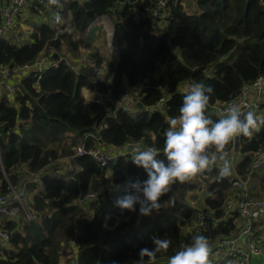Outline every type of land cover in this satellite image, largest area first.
<instances>
[{
	"label": "trees",
	"instance_id": "trees-1",
	"mask_svg": "<svg viewBox=\"0 0 264 264\" xmlns=\"http://www.w3.org/2000/svg\"><path fill=\"white\" fill-rule=\"evenodd\" d=\"M32 10L40 15L38 9ZM166 12L163 19L157 0H62L57 9L58 27L36 25L30 34L31 44L18 46L12 40H0V68L33 63L43 52L53 61L40 74L38 83L35 73L21 80L16 106L7 97L0 99V168L16 185L21 176L15 171L21 165L36 173L48 168L60 170V158H68L71 167L59 180L46 178L45 191L39 190L34 197L39 223L22 226L4 222L12 233L13 250L0 256V264H62L70 255V239L78 246L79 264H136L140 250L153 247L152 237L168 236L172 245L155 261L167 264V257L194 237L182 232L193 216L187 201H195L206 190L205 210L213 211L216 217L223 214L229 183L216 167L177 182L161 198L165 203L158 214L141 217L139 206L132 212L113 204L112 192L125 184L128 191L129 181L145 180L142 168L121 157L107 173L91 157L74 154L77 139L65 147L68 134L76 138L96 134L108 146L135 140L162 149L167 119L178 115L185 95L181 89L186 84L203 82L214 89L208 113L217 119L213 106L236 98L244 86L264 75V0H167ZM107 15L115 23L112 46L120 53L116 65L105 63L89 40H74L69 32H59L68 26L82 34ZM63 48L72 54L88 51L97 68L106 66L104 79L93 85L84 75H77L59 61L57 52ZM84 87L113 102L138 89L137 100L143 110L156 107L164 98L166 102L162 112L133 117L120 110L114 115L117 105L86 103L81 93ZM84 143L87 149L96 144L92 137ZM241 145L242 152L248 154L240 167L243 174L264 145V125L253 138L244 136ZM0 178V192H5L8 183L1 173ZM87 191L98 195L90 220L73 204ZM169 196L172 201H168ZM76 217L85 220L75 223ZM233 222L210 236L230 233Z\"/></svg>",
	"mask_w": 264,
	"mask_h": 264
},
{
	"label": "built area",
	"instance_id": "built-area-1",
	"mask_svg": "<svg viewBox=\"0 0 264 264\" xmlns=\"http://www.w3.org/2000/svg\"><path fill=\"white\" fill-rule=\"evenodd\" d=\"M61 1L3 0L0 4V40L7 39L11 29L15 27L16 23L24 15L23 11L31 6L35 9L43 6L53 11L54 14L51 23L58 27L59 22L56 21V16L58 15L57 9ZM166 2L167 0H157V11L161 13L163 19L167 16ZM36 16L38 19L41 17L40 15ZM59 32H72V30L66 27L63 30H59ZM63 59L66 58L61 57L59 60L64 62ZM40 62L36 60L33 63L19 67L0 68V89L5 91L8 96L14 95L17 92L21 80L29 77L33 73L36 74V83H38L41 73H37V68L39 71H42V67L39 66ZM85 65L95 70V64L92 60L86 59ZM71 69L77 75H81L79 68L77 71L72 67ZM102 77L101 72H97L92 83H96ZM15 79H18L19 82L13 83ZM187 87L188 85L181 92L186 94ZM138 96L139 90L134 89L130 90V92L128 91L121 101L113 102L107 99L106 102L117 105L116 110L113 112L114 115L122 110L130 116L138 117L141 114V111L137 108ZM165 102L166 99L164 98L161 104ZM229 103L239 104L242 111L245 112L250 108L256 110L261 109L264 103V75L257 78L253 83L244 86L236 98L231 99L225 104L213 106L212 111L214 115L219 118V115L223 113ZM160 110H158V107H153L145 110V112L151 114ZM88 137H93V135H84L85 139ZM243 137L241 135L234 138L232 140L233 146L228 151L232 164L231 174L222 178L226 179L229 183L230 195L226 197L222 206L223 214L220 217H216L213 211H206L204 206L194 205L192 209L194 218L187 221L182 227L184 235H209L206 237L210 244L209 260L211 264H254L256 262H254L255 259L263 257L264 236H260V233L264 232V188L260 189L258 187V181L256 179L264 171V145L252 157V163L247 174L244 176L239 175L237 172L239 163L237 151L240 148V141ZM136 145L141 147L152 146L144 141L132 140L122 146L119 153L109 148L105 149L104 147L87 149L83 146H78L74 149V153L79 157H91L101 169H112L119 158H131L132 148ZM16 173H27L31 175L32 180L30 182L36 184L40 183L42 179L41 174H35L25 166H19ZM120 191L125 192L124 185ZM26 195V184L17 188L9 184L8 191L0 193V245L5 243L10 244L12 241V233L6 229L4 222H14L21 225L23 222H30L35 219L34 214L27 206ZM96 199L97 195L95 193L84 192L78 196L76 204L81 208H85L90 203L96 201ZM231 220L234 221V230L228 234L210 236L217 234L219 227L226 228ZM69 261L70 264H78L75 253L72 254Z\"/></svg>",
	"mask_w": 264,
	"mask_h": 264
},
{
	"label": "clouds",
	"instance_id": "clouds-1",
	"mask_svg": "<svg viewBox=\"0 0 264 264\" xmlns=\"http://www.w3.org/2000/svg\"><path fill=\"white\" fill-rule=\"evenodd\" d=\"M59 20L57 15L56 21ZM186 85L178 115L167 119L163 148L139 145L132 148L131 161L146 172L147 178L128 182L129 190L115 201L121 210L136 212L139 206V215L150 217L163 208L165 202L161 198L168 195L177 182L213 167L218 169L221 177L229 176L232 164L227 146L238 136H252L264 125V118L254 108L245 112L237 103H229L219 118L213 119L208 109L214 89L203 82ZM139 110L140 115L148 113L143 108ZM168 201H172L171 196ZM152 244V248L140 250L136 264H155L158 254L168 252L172 240L168 236H154ZM209 254V240L197 234L190 244L168 256L167 264H211Z\"/></svg>",
	"mask_w": 264,
	"mask_h": 264
},
{
	"label": "crops",
	"instance_id": "crops-1",
	"mask_svg": "<svg viewBox=\"0 0 264 264\" xmlns=\"http://www.w3.org/2000/svg\"><path fill=\"white\" fill-rule=\"evenodd\" d=\"M80 1H84V0H80ZM34 7H29V8H27V9H25L23 12V16L21 17V19H20V21H18L17 23H16V25H15V27L14 28H12L11 29V31L9 32V35H8V37H7V39H9V40H12L13 41V43H15L16 45H20V46H22L25 42H26V44H27V40L28 39H30L31 40V37H30V34L33 32V28H35V26L36 25H40V24H42L43 22L44 23H46V22H48V21H50L51 22V20H52V18H53V15H51L50 14V17L48 18V19H46V18H43V17H40L39 19L37 18V16L36 15H34V18L32 19V22L34 23V26L33 27H29L28 26V24L25 22V20H27L28 18H31V17H28V14H26V13H28L29 11H33L32 9H33ZM68 16L69 17H71V15L68 13ZM104 17H107L108 18V20H109V22H111V24H112V32H111V34H110V45H111V47H112V49H113V51H111V56H108V55H105L104 54V52L102 51L103 49H101L102 47H105L106 46V43H107V39H106V37H105V33L107 32V30H108V27H104L103 25H101V24H94L93 26L91 25V28L89 29V33L87 34V37H85V38H80V39H83V40H89L91 43H92V45H93V47H94V49H95V51L98 53V54H100V56L102 57V58H104L105 59V63H111V64H113V65H116L118 62H119V60H120V53L116 50V49H114L113 48V46H112V39H113V35H114V31H115V23H114V21H113V19H112V17L111 16H104ZM26 23V24H25ZM22 25V26H21ZM20 26V28L22 29V31H21V33H25L24 35H22L20 32H18V30H17V28ZM87 32V31H86ZM85 32V33H86ZM93 34H99V36L97 37V39H94V40H91L92 38V33ZM85 33H83V34H85ZM91 33V34H90ZM104 33V34H103ZM32 43V40H31V42H30V44ZM99 45V46H98ZM57 54L59 55V59L61 58V57H65L66 59H69L71 62H74V64L76 65V67H78L79 69H80V71H81V75H84L86 78H87V80L89 81V82H91V84H93V85H95L98 81H100V80H103L104 78H102V79H100V80H98L96 83H92V81L94 80V78H95V74L97 73V72H101V74L105 77V72H106V66L105 65H103L102 66V68H97L96 67V65H95V70H92L90 67H88V66H86L85 65V60L86 59H89V60H91L90 58V53L88 52V51H81L80 53H70L67 49H65V48H63V50L61 51V52H57ZM114 57H113V56ZM73 56H76V57H78V58H74ZM49 59V60H48ZM37 60L38 61H41L40 63H39V66H41L42 67V71H39V69L37 68V73L39 72V73H42L44 70H45V68L48 66V65H51L52 63H53V61H52V59H51V56L50 55H46L44 52L43 53H41V55L37 58ZM60 61V60H59ZM44 62H45V66H44ZM61 62V61H60ZM95 64V63H94ZM110 81V80H109ZM17 82H19V80L18 79H15L14 81H13V83H17ZM87 92L88 93H90V94H95V92H91V90H89L87 87H84V88H82V91H81V93H82V96L86 99V97H87ZM130 92V91H129ZM17 93H18V89H17V92H16V94H14V95H9L8 96V94L5 92V91H2L1 89H0V99H2L3 97H7L8 99H9V103L11 104V105H13V106H16V104H17V102H16V95H17ZM97 94V93H96ZM86 96V97H85ZM100 96V95H99ZM101 97V99H102V103H100L98 100H95V101H93V100H87L86 99V103H95V104H98V105H100V106H106V98H104V97H102V96H100ZM253 109V108H252ZM256 110V109H255ZM257 112H258V114L262 117V118H264V103H263V105L261 106V109H259V110H256ZM259 130H260V128H259ZM258 130V131H259ZM258 131H256V132H258ZM96 135V134H95ZM254 135H255V133L252 135V136H250V138H253L254 137ZM71 137V138H75V135L74 134H68V137ZM232 143V145H231V148H232V146H233V141L231 142ZM103 147L105 148V149H107V148H111V147H113V146H107V145H104L103 144ZM113 149H115V152L117 153V149L116 148H113ZM248 156V154H245L244 152H242V145H241V141H240V148H239V150L237 151V159L239 160V163H238V168H237V172H238V174L239 175H246L247 174V172H248V168L246 169V171H245V173H243V174H241V170H240V167L242 166V163H243V160H244V158H246ZM62 160V158H60V160H59V162L58 163H60L61 164V161ZM0 161H1V155H0ZM63 161H65L66 162V165L67 164H69V160H63ZM70 165V164H69ZM21 166H23V165H21ZM19 167V166H18ZM17 167V168H18ZM26 167V166H25ZM30 169V168H29ZM250 169V168H249ZM30 171L31 172H33V173H35V174H41L42 175V179H41V181H40V183H32V182H30L31 180H32V176L31 175H29V174H27V173H16V171H15V173L16 174H18V176L20 175L21 176V179H20V181L18 180V182H17V184L16 185H13V184H11V182L9 181V179H8V175H7V173L5 172V170L3 169V167L1 166V168H0V173L3 175V177H4V179L7 181V183H8V187H9V184L11 185V186H13V187H15V188H17V187H19V186H22L23 184H26V202H27V206H28V208L30 209V211L34 214V216H35V219L33 220V221H30V222H28V221H26V222H23V223H21V225L22 226H25V225H29L30 223H34V222H36V223H39L40 221H41V219H39V221L37 220L38 219V215H37V213H36V211H35V201H34V197L38 194V192H31L30 193V191L33 189V190H35V189H37L38 191L39 190H42V191H45V185H44V181H45V179L46 178H49V179H51V180H53V181H56V180H59L60 178H61V175L62 174H65V173H63V170L61 169V165H60V170L58 169V170H54L53 168H48V169H46V170H43L42 172H34V171H32L31 169H30ZM106 171H107V173H111L112 172V169H110V168H107L106 169ZM257 181H258V183H257V185H258V187L260 188V189H263L264 188V171H263V173L261 174V175H258L257 176V179H256ZM2 184H3V179L2 178H0V187L2 186ZM126 185V184H125ZM8 187H7V191H8ZM123 187V185H121L120 187H119V189H117V187L113 190V192H112V195H113V200H112V203L114 204L115 203V201H116V199L118 198V197H122L124 194H125V192H121L120 191V189ZM7 191H5V192H7ZM5 192H3V193H5ZM87 192H91V191H87ZM1 193V192H0ZM94 193V192H93ZM96 194V193H95ZM97 195V194H96ZM228 195H230V190H228V193H227V196ZM207 196V191L206 190H204L203 192H201L199 195H198V198L195 200V201H191V200H189V201H187L188 202V204H187V207L190 209V210H192L193 209V207H194V205H201V206H204V200H205V197ZM78 198V197H77ZM77 198L75 199V201H74V205L76 206V207H78L79 209H81L83 212H84V215H85V219L86 220H90L91 218H92V216H93V214H94V210H95V206H96V203H97V201H98V195H97V199H96V201H94V202H92V203H90L88 206H86L85 208H81V207H79L77 204H76V200H77ZM116 204V203H115ZM110 206L111 205H108L107 206V208H110ZM54 211H52V212H50L49 213V216L51 217V215H52V213H53ZM181 217V219H182V216H180ZM192 218H194V216H192ZM191 218V219H192ZM84 218H78V217H76V218H74V222L76 223V222H78V221H84L85 220ZM38 221V222H37ZM10 223H14V222H10ZM14 224H17V223H14ZM20 225V224H19ZM61 245L62 246H64L65 245V242H63V243H61ZM67 245H68V251H69V253H70V258H71V256H72V254L73 253H75V255H76V257H77V263L79 264V251H78V246H77V244H76V242L74 241V239H70L68 242H67ZM11 250H13V246L11 245V243L10 244H7V243H5V244H2V245H0V256L1 257H4V254L6 253V252H9V251H11ZM6 251V252H5ZM69 256L67 257V259H64L63 261H62V264H70V258H69ZM69 258V259H68ZM61 261V260H60ZM256 261V263L258 264V262L259 261H257V259H255L254 260V262Z\"/></svg>",
	"mask_w": 264,
	"mask_h": 264
},
{
	"label": "rangeland",
	"instance_id": "rangeland-1",
	"mask_svg": "<svg viewBox=\"0 0 264 264\" xmlns=\"http://www.w3.org/2000/svg\"><path fill=\"white\" fill-rule=\"evenodd\" d=\"M187 3V6L190 8V9H192L193 8V5H191V3L189 2V1H187L186 2ZM38 10L40 11V16L41 17H43V18H46V19H48L49 17H50V14H51V12L49 11V9H47V8H45V7H43V6H41V7H39L38 8ZM28 14H29V16L28 17H31V18H28L27 20H25V22L28 24V26L29 27H33L34 26V23L32 22V19L34 18V13H33V11H29L28 12ZM104 20H108V18L107 17H104ZM25 23V24H26ZM47 23H49V24H51L52 25V23L50 22V21H48ZM110 23V25H111V27H112V24H111V22H109ZM101 25H103L104 27H106L103 23H101ZM22 26V25H21ZM91 28V26L88 28V30H87V32L85 33V34H79V33H74L73 31L72 32H69L71 35H72V37H73V39L74 40H77V39H80V38H85V37H87V34L89 33V29ZM17 30H18V32H20L21 33V31H22V29L20 28V26L17 28ZM92 33V32H91ZM90 33V34H91ZM22 35H24L25 33H21ZM104 34V33H103ZM105 35V37L107 36V33H105L104 34ZM99 36V34H93L92 33V39L91 40H94V39H97V37ZM30 42H31V40L30 39H28L27 40V44H30ZM18 46H20V45H18ZM101 49H103V52H104V54L105 55H108V56H111V52L110 51H108L107 50V48H106V46L105 47H102ZM74 58H78V57H76V56H73ZM49 60V59H48ZM64 60V62L67 64V65H69L70 67H72V68H74L76 71L78 70V68L76 67V65L74 64V62H71L69 59H63ZM231 63V62H230ZM211 73V70L208 72V74H210ZM102 78H104V76L102 77ZM91 92H95V91H91ZM97 93V92H96ZM87 100H93V101H95V100H98V101H102V99H101V97H99V96H94L93 94H90V93H88V97L86 98ZM158 107V110H160V108H161V110H160V112H162V109H163V105L160 103L158 106H156V108ZM72 139H77V141H76V146H75V148L74 149H76L78 146H83V147H85L86 148V145H85V141H86V139L84 138V136H79L78 138H71L70 136L67 138V141H66V144H65V147L66 146H68V147H70L72 144H73V141H72ZM92 139H94V141H95V146L93 147V148H95V147H103V143L101 142V139H100V137H98L97 135H93V137H92ZM125 145V144H124ZM124 145H122V146H124ZM108 146V145H107ZM122 146H119V147H111V148H109V149H112V150H114L115 151V149H113V148H116L117 149V153H119L120 152V149H121V147ZM90 149H92V148H90ZM74 151V150H73ZM75 154V153H74ZM127 158V157H126ZM69 160L68 158H62V162H61V169L63 170V173H65L66 174V172H69V170H71V167H70V165L69 164H67L66 165V162L65 161H63V160ZM129 159H131V158H129ZM70 161V160H69ZM73 169V168H72ZM125 186V192H126V185H124ZM202 188L203 189H206L207 187H206V185H203L202 186ZM31 192H38V190L37 189H35V190H31L30 191V193ZM190 194V193H189ZM188 204V202H186V205ZM260 236H264V232L263 233H260ZM257 261H259L258 262V264H264V250H263V257L262 258H258L257 259ZM254 264H257L256 262L254 263Z\"/></svg>",
	"mask_w": 264,
	"mask_h": 264
},
{
	"label": "bare ground",
	"instance_id": "bare-ground-1",
	"mask_svg": "<svg viewBox=\"0 0 264 264\" xmlns=\"http://www.w3.org/2000/svg\"><path fill=\"white\" fill-rule=\"evenodd\" d=\"M96 24H101V23H103L106 27H108V30H107V36H106V39H107V43H106V48H107V50L108 51H113V49H112V47H111V45H110V34H111V32H112V27H111V25H110V23H109V20H104V16L102 17V18H100V19H98L96 22H95ZM95 23H93L92 24V26L95 24ZM99 46V45H98ZM103 51V50H102ZM113 56V55H112ZM114 57V56H113ZM94 96H99V94L97 93L96 94V92H95V94H93ZM101 96V95H100ZM99 96V97H100ZM86 97V96H85ZM87 97H88V92H87ZM86 97V98H87ZM100 102V101H99ZM100 103H102V102H100Z\"/></svg>",
	"mask_w": 264,
	"mask_h": 264
},
{
	"label": "water",
	"instance_id": "water-1",
	"mask_svg": "<svg viewBox=\"0 0 264 264\" xmlns=\"http://www.w3.org/2000/svg\"><path fill=\"white\" fill-rule=\"evenodd\" d=\"M1 1H2V0H0V2H1ZM137 108H138V109H142V108H143V105H142L141 103H138ZM250 109H252V108H250ZM248 110H249V109H248ZM248 110H247V111H248Z\"/></svg>",
	"mask_w": 264,
	"mask_h": 264
}]
</instances>
